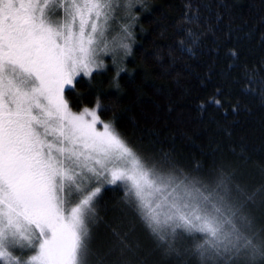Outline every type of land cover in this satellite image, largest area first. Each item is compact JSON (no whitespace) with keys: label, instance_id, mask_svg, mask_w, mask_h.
I'll use <instances>...</instances> for the list:
<instances>
[{"label":"snow or ice","instance_id":"1","mask_svg":"<svg viewBox=\"0 0 264 264\" xmlns=\"http://www.w3.org/2000/svg\"><path fill=\"white\" fill-rule=\"evenodd\" d=\"M116 6L0 0V264H89L102 184L124 188L126 210L168 254L183 241L199 264H264V235L244 212L256 192L189 177L166 158L149 166L99 103L70 110L65 88L91 76ZM114 235L116 264H131L133 247Z\"/></svg>","mask_w":264,"mask_h":264},{"label":"trees","instance_id":"2","mask_svg":"<svg viewBox=\"0 0 264 264\" xmlns=\"http://www.w3.org/2000/svg\"><path fill=\"white\" fill-rule=\"evenodd\" d=\"M126 17L128 49L65 89L70 110L99 103L101 120L149 166L166 158L189 177L256 192L244 212L264 235V0H133ZM101 188L89 264H116L114 230L133 247L131 264H199L190 242H178L179 256L157 246L123 187Z\"/></svg>","mask_w":264,"mask_h":264},{"label":"rangeland","instance_id":"3","mask_svg":"<svg viewBox=\"0 0 264 264\" xmlns=\"http://www.w3.org/2000/svg\"><path fill=\"white\" fill-rule=\"evenodd\" d=\"M132 2H133V0H115V3L117 6L115 8V11L112 14L113 19L109 22L110 27L108 28V31L106 33L107 48L105 51L98 52V54L96 56L97 64L94 67L93 72L98 69L99 62H102L103 58L107 59V58L111 57V55H113L117 52L116 50L120 49V47L123 43L126 44L125 42L128 41V32L126 34V30L122 29V27L124 26L123 22H124L125 17L128 15L129 8L132 6ZM121 33H123L124 36H121ZM102 47H103V45H102ZM79 77L87 78L89 76L84 75V73L81 72L75 78V80ZM69 87H72V86H66L65 89H67ZM76 114H79V113H76ZM86 119L90 120L91 117H86ZM97 129L102 131L103 130L102 124L97 125ZM106 185L107 184H102L101 187L106 186ZM107 186H109V185H107Z\"/></svg>","mask_w":264,"mask_h":264}]
</instances>
